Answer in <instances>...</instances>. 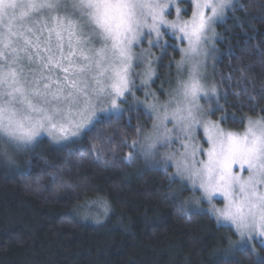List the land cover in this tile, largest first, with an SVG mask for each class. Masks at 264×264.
Returning a JSON list of instances; mask_svg holds the SVG:
<instances>
[{
  "label": "snow or ice",
  "instance_id": "1",
  "mask_svg": "<svg viewBox=\"0 0 264 264\" xmlns=\"http://www.w3.org/2000/svg\"><path fill=\"white\" fill-rule=\"evenodd\" d=\"M189 2L190 18H181L177 8V18L168 21L172 0H0V157L11 161L14 154L31 150L42 133L56 141L90 135L100 124L118 120L130 95L152 120L150 130L138 124L132 148L139 145L144 155L155 156L175 134L183 151L168 153L165 167L173 162L175 175L193 187L199 182L209 200L224 197L225 207L215 209L218 220L235 227L243 250L245 238L264 237V115L249 118L243 135L220 127L226 116L206 119L211 109L200 100L217 89L206 83L201 56L212 25L233 0ZM161 26L171 28L187 47L177 62L175 87L163 93L168 99L161 102L149 90L140 101L134 77L148 88L155 69L145 59L151 53L137 55L132 46L140 43L145 28L152 45L150 34L161 37ZM134 62L144 65L142 71H134ZM198 127L207 148L193 143ZM233 165L246 168L247 177L234 172Z\"/></svg>",
  "mask_w": 264,
  "mask_h": 264
},
{
  "label": "trees",
  "instance_id": "2",
  "mask_svg": "<svg viewBox=\"0 0 264 264\" xmlns=\"http://www.w3.org/2000/svg\"><path fill=\"white\" fill-rule=\"evenodd\" d=\"M216 28L224 111L263 114L264 0H238ZM178 55L165 56L171 64ZM149 120L131 110L71 145L42 139L16 163L0 157V264H260L264 243L231 248L232 229L191 209L167 170L134 173L126 157ZM96 201L108 210L101 222L78 216Z\"/></svg>",
  "mask_w": 264,
  "mask_h": 264
},
{
  "label": "rangeland",
  "instance_id": "3",
  "mask_svg": "<svg viewBox=\"0 0 264 264\" xmlns=\"http://www.w3.org/2000/svg\"><path fill=\"white\" fill-rule=\"evenodd\" d=\"M237 1L238 0H233V6H229L225 9V13L223 17L217 19V21L212 25L208 33L209 41L204 45V48L206 49V53H204L201 56V60L203 63L202 71L204 72L207 85L209 86L215 85L217 89V93L215 95L210 93L208 100L201 98L200 104L205 109H211L210 114L206 117V119L212 121H218L221 120V117L226 116L227 119H229V121H227V119L223 120L220 123V127L225 132L231 131L239 135H243L247 127L248 119L249 118L258 119L262 115H264V113L254 117L253 116L235 117V116L227 115L221 104L219 98V91L213 77V68L215 61L217 59L218 41L220 39L216 25L224 20L227 12L236 5ZM163 2H166V0H163ZM177 8L181 9L180 12L181 18L183 19L190 18L192 7L189 0H172L170 7L165 12V18L168 21H173L177 18V11H176ZM161 32L162 35L159 38H157L154 32L150 34L151 40L153 41V44L150 45L149 30L145 28L144 29L145 35L141 37L140 43L134 44L132 46L133 52L136 53L137 55L141 53V51L143 50H148L151 53V55L146 56L145 59L146 60L150 59L152 61V66L155 69V75L153 76L152 80L149 82L148 88L140 86L139 77L138 76L134 77L135 84L138 86L135 91V96L140 101L145 100L144 93L145 91L150 90L151 92L157 93L158 99L161 102H164L168 99V97L163 93L169 91L170 85L171 87H175V80L177 76V62L181 61V58L183 56L181 49L187 47V42L177 40L176 36L173 35V30L171 28H165L164 26H161ZM213 32L215 33V35H212ZM97 46H99V44H97ZM174 50H176L179 54L178 59L170 64L169 62L171 59L166 60L165 55H171L172 51ZM161 64L164 65L166 71L163 74H160ZM136 65L137 62H134L133 64L134 71L137 73L142 71L144 65L141 64L139 67H137ZM183 71H184V76L186 77L187 65L184 66ZM151 102L152 100L151 98H149V103ZM122 108L126 109L125 111H123V113L131 110L134 111L141 110L149 117L148 115L149 110L142 103L137 105L135 102H133L132 97L130 95L128 98V103L122 104ZM149 121H150L149 124L144 125L147 130H150L152 125V120L150 119ZM168 127H172V125L169 123ZM195 136L196 139L195 141H193V143H201L204 148L208 147L207 141L204 138L205 134L202 127L197 128ZM42 139H46L53 146H68L73 144L74 142L79 141L81 137H72L69 140L56 141L53 140L50 136H48L47 133H42L39 137H37L36 143L31 146V150ZM185 139L187 138L185 137ZM31 150H27V151H31ZM182 151H183L182 142L180 140L175 139V134H174L172 144L168 145L167 143H165L163 144V146H158L156 150L157 154L155 156L144 155L143 150L140 148L139 145H137L135 149H132V156L130 159H127V161L129 163H132V161L135 160L134 173L138 172L139 170H142L143 166L146 167L149 166L152 168L158 167L167 170L170 178L177 181L180 186L183 185L188 191L186 195L187 198L186 203H189L190 208L194 210L200 209L201 211L208 213L213 219H215V221L218 224L229 226L235 234V238L231 241L232 243L231 248H240L241 237L237 234L235 227L231 225L230 222H225L222 218L218 220V214L215 211V209H223L225 207L226 201L224 197L222 195L216 194L213 196L211 200H209L207 196L200 190L199 182H197V185L193 187L190 181L181 180L178 176L175 175L177 169L173 164V162L168 161L167 166L165 167L164 157L168 153H175L178 155L179 152ZM23 152L14 154L12 156V162L16 163L17 158L19 159L21 158L18 156H21ZM197 159H207V157L198 156ZM233 171L236 173H241L245 178L248 175L246 168L245 170L242 171L239 165H233ZM77 212H78V216H80L82 219H85L87 221H92L94 223H99L104 219V217L108 213V210L105 209V207L102 204H100L99 201H96V202H90L88 204L83 205L82 207H79V209H77ZM261 240H264V237H256L251 241H248L247 238H245L243 244L244 246H253L256 243H260Z\"/></svg>",
  "mask_w": 264,
  "mask_h": 264
}]
</instances>
